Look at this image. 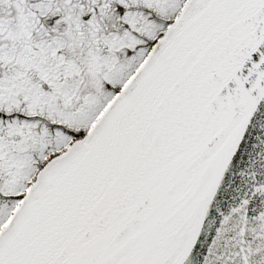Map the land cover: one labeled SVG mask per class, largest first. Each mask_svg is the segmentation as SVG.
<instances>
[{
    "label": "snow or ice",
    "instance_id": "6c2138e0",
    "mask_svg": "<svg viewBox=\"0 0 264 264\" xmlns=\"http://www.w3.org/2000/svg\"><path fill=\"white\" fill-rule=\"evenodd\" d=\"M0 264H264V0H0Z\"/></svg>",
    "mask_w": 264,
    "mask_h": 264
}]
</instances>
